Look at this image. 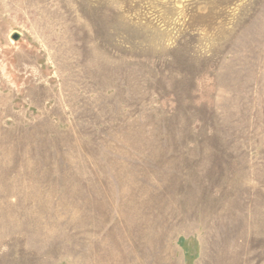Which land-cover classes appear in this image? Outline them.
Instances as JSON below:
<instances>
[{
  "label": "rangeland",
  "instance_id": "rangeland-1",
  "mask_svg": "<svg viewBox=\"0 0 264 264\" xmlns=\"http://www.w3.org/2000/svg\"><path fill=\"white\" fill-rule=\"evenodd\" d=\"M0 264H264V0H0Z\"/></svg>",
  "mask_w": 264,
  "mask_h": 264
}]
</instances>
